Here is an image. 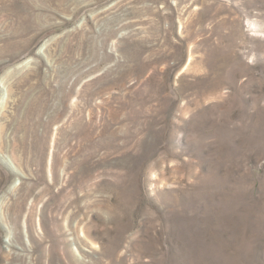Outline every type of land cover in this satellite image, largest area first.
Instances as JSON below:
<instances>
[{
    "label": "rangeland",
    "instance_id": "374dc122",
    "mask_svg": "<svg viewBox=\"0 0 264 264\" xmlns=\"http://www.w3.org/2000/svg\"><path fill=\"white\" fill-rule=\"evenodd\" d=\"M0 264H264V0H0Z\"/></svg>",
    "mask_w": 264,
    "mask_h": 264
},
{
    "label": "bare ground",
    "instance_id": "6f19581e",
    "mask_svg": "<svg viewBox=\"0 0 264 264\" xmlns=\"http://www.w3.org/2000/svg\"><path fill=\"white\" fill-rule=\"evenodd\" d=\"M9 256V255H8ZM10 259V258H9ZM15 263V262H14Z\"/></svg>",
    "mask_w": 264,
    "mask_h": 264
}]
</instances>
